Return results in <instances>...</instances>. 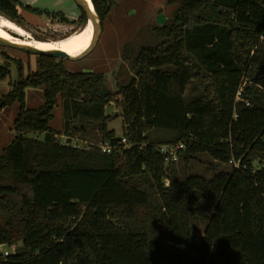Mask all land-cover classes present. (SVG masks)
I'll list each match as a JSON object with an SVG mask.
<instances>
[{
    "label": "trees",
    "instance_id": "1",
    "mask_svg": "<svg viewBox=\"0 0 264 264\" xmlns=\"http://www.w3.org/2000/svg\"><path fill=\"white\" fill-rule=\"evenodd\" d=\"M116 1L91 0L102 22ZM166 3L176 8L153 28L159 43L140 50L119 88L122 136L107 129L113 97L101 73L37 55L39 70L24 76L14 60L19 78L0 96V109L19 103L15 137L0 153V264H264V0ZM18 6L0 0V14L24 26ZM7 75L0 65V79ZM243 81L249 105L235 102ZM26 86L43 87L42 106L25 107ZM187 89L198 95L187 100ZM57 102L66 136L85 131L74 122H94L111 152L62 143L49 125ZM176 143L185 166L202 153L238 166L182 175L157 149ZM192 192L211 204L209 215L191 204ZM192 218L205 223L194 249Z\"/></svg>",
    "mask_w": 264,
    "mask_h": 264
},
{
    "label": "rangeland",
    "instance_id": "2",
    "mask_svg": "<svg viewBox=\"0 0 264 264\" xmlns=\"http://www.w3.org/2000/svg\"><path fill=\"white\" fill-rule=\"evenodd\" d=\"M65 6H68L66 13L73 14L70 15L72 19L65 16L71 25L60 22L58 18L49 23L45 18H39L38 15L18 6V14L24 24L23 28L30 37H20L12 31L8 32L21 39L56 42L86 24V22H78L81 12L73 0H67ZM175 8L174 5H168L166 0H117L103 20L101 33L89 53L75 61H67L56 57L58 60L61 59L69 72L101 73L105 77L104 90L111 91L113 97L106 108V114L111 115L107 122V129H113L117 136H122L121 110L116 104V101L120 99L119 88L126 85L134 76V62L140 50L155 47L159 43L153 33V28L169 24ZM0 16L3 15L0 14ZM36 29L39 31L38 34L34 32ZM54 29L57 30L56 32L63 33V35L53 37L56 33ZM14 60L21 61L24 76L29 72L39 70L36 54L0 46V65H8L9 69V75L0 79V96L6 94L11 89L12 84L19 78ZM188 89L185 92V97L187 100H192L198 93L196 91L188 92ZM42 91L43 87L26 86L24 88L25 107L27 109H36L43 105ZM18 110L19 103L17 101L0 109V153L15 137L13 123ZM52 114L53 118L49 125L53 131L57 132L61 142H67L70 138L71 144H76L79 147H90L101 138L96 123L79 121L74 122V124L76 126L83 125L85 131L71 137L66 136L59 102L54 107ZM27 135L42 138L44 133L28 132ZM176 168L182 175H199L211 178L215 172L229 170L230 165L216 162L202 153L198 154L196 160L191 161L187 166L177 162ZM189 196L193 206H198L206 215L212 212L211 204L202 195L192 192ZM204 226L205 223L201 219H191V249L197 246ZM1 250L12 251V249L5 246L1 247Z\"/></svg>",
    "mask_w": 264,
    "mask_h": 264
},
{
    "label": "bare ground",
    "instance_id": "3",
    "mask_svg": "<svg viewBox=\"0 0 264 264\" xmlns=\"http://www.w3.org/2000/svg\"><path fill=\"white\" fill-rule=\"evenodd\" d=\"M89 5H92L91 0H85ZM8 31L18 34L20 37H30L28 32L14 21L0 16V37L8 40H12L16 43L34 47L43 51L61 50L67 53L69 56H75L82 53L90 44L93 37L94 27L91 22L86 23L83 27L78 30L72 31L64 38L56 41H40V40H29L21 39L20 37L14 36ZM63 32V31H62Z\"/></svg>",
    "mask_w": 264,
    "mask_h": 264
},
{
    "label": "water",
    "instance_id": "4",
    "mask_svg": "<svg viewBox=\"0 0 264 264\" xmlns=\"http://www.w3.org/2000/svg\"><path fill=\"white\" fill-rule=\"evenodd\" d=\"M73 1L77 5V7L80 10H82V12L85 14L86 23L91 22L94 27V33L90 41V44L82 53L75 55V56H69L67 53L61 50L43 51V50H40L34 47L16 43L12 40L4 39L2 37H0V46L14 48V49H17L19 51L26 52L29 54H36V55H42V56H48V57H58L61 59H65L67 61H75V60L81 59L87 53H89L92 50V48L95 46L97 39L101 33L102 21L100 19V16L96 12L93 4L89 5L85 0H73Z\"/></svg>",
    "mask_w": 264,
    "mask_h": 264
},
{
    "label": "built area",
    "instance_id": "5",
    "mask_svg": "<svg viewBox=\"0 0 264 264\" xmlns=\"http://www.w3.org/2000/svg\"><path fill=\"white\" fill-rule=\"evenodd\" d=\"M246 84V81H243L242 84L238 87L236 93H235V102L241 101L245 105H249L248 100H246L243 97V87ZM237 113H233V117L236 118ZM101 138L95 142L94 146H98L103 152L105 153H110L111 150L115 145H112L110 141L104 140L102 136ZM62 143H67L62 141ZM119 144H122L124 148H129L131 145L128 144L125 140L124 137H121ZM73 146H78L76 144H72ZM158 151L162 154L165 162H177L179 160V155L178 153L180 150L184 149V144L183 143H176V144H161L157 147ZM229 164L237 167L238 162H235L234 160H230ZM165 185H168V181L165 179L164 181ZM4 256H7L9 254L8 250L3 251Z\"/></svg>",
    "mask_w": 264,
    "mask_h": 264
},
{
    "label": "crops",
    "instance_id": "6",
    "mask_svg": "<svg viewBox=\"0 0 264 264\" xmlns=\"http://www.w3.org/2000/svg\"><path fill=\"white\" fill-rule=\"evenodd\" d=\"M19 1L21 3L22 7L30 6L32 8H38L41 10H48L51 12H61L68 19H72L70 17V15H73V14H71V13L67 14L66 13V11H68V6L67 7L65 6L67 0H19ZM38 16H39V18H45L46 19V17H44L45 15H42V16L38 15Z\"/></svg>",
    "mask_w": 264,
    "mask_h": 264
},
{
    "label": "flooded vegetation",
    "instance_id": "7",
    "mask_svg": "<svg viewBox=\"0 0 264 264\" xmlns=\"http://www.w3.org/2000/svg\"><path fill=\"white\" fill-rule=\"evenodd\" d=\"M44 17H46V19L49 21V23H52L53 22V20L54 19H56V18H53V16H44ZM65 17V16H64ZM66 18V17H65ZM68 20V19H67ZM70 22H71V20H70ZM62 23H66V24H70L71 25V23H69V20H68V22H62ZM73 23V22H72ZM44 25H46V23H44ZM23 27V26H22ZM38 29H41V28H38ZM54 31L56 32L57 30H55L54 29ZM34 32H36L37 34L39 33V31H37V29L34 31ZM63 35V33H59V32H56L55 34H54V36L53 37H60V36H62ZM41 36H42V38H43V34L41 33Z\"/></svg>",
    "mask_w": 264,
    "mask_h": 264
}]
</instances>
